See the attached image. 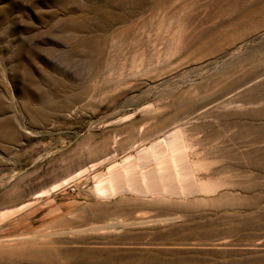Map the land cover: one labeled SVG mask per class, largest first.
I'll return each instance as SVG.
<instances>
[{
    "label": "rangeland",
    "instance_id": "obj_1",
    "mask_svg": "<svg viewBox=\"0 0 264 264\" xmlns=\"http://www.w3.org/2000/svg\"><path fill=\"white\" fill-rule=\"evenodd\" d=\"M0 244L264 264V0H0Z\"/></svg>",
    "mask_w": 264,
    "mask_h": 264
},
{
    "label": "bare ground",
    "instance_id": "obj_2",
    "mask_svg": "<svg viewBox=\"0 0 264 264\" xmlns=\"http://www.w3.org/2000/svg\"><path fill=\"white\" fill-rule=\"evenodd\" d=\"M37 245H35V246H37ZM32 246H34V245H32ZM44 246H48V245H44ZM20 250H22V249H20ZM3 254H4V252H3ZM15 254H18V252L17 253L15 252ZM83 254H86V253L85 252H78V251L77 252L76 251H67L65 249L64 250H53V251L44 250V249H36V250H31V251H27V250L20 251L18 256H19V260L22 262L21 264H31V263H33V264H35V263L36 264H82V262L75 257H82ZM17 260H16V262H18ZM9 263L10 262L8 260H6L4 258V256L0 255V264H9ZM97 264H108V261L102 260Z\"/></svg>",
    "mask_w": 264,
    "mask_h": 264
},
{
    "label": "crops",
    "instance_id": "obj_3",
    "mask_svg": "<svg viewBox=\"0 0 264 264\" xmlns=\"http://www.w3.org/2000/svg\"><path fill=\"white\" fill-rule=\"evenodd\" d=\"M17 253V252H16ZM12 258L11 259H14V260H17V259H19V256H18V254H15V256L13 255V256H11Z\"/></svg>",
    "mask_w": 264,
    "mask_h": 264
}]
</instances>
